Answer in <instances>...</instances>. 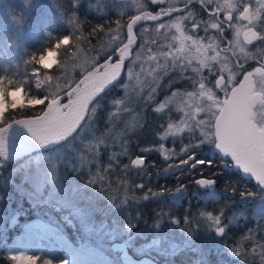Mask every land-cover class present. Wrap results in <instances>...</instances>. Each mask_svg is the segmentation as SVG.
Here are the masks:
<instances>
[{
    "label": "trees",
    "instance_id": "obj_1",
    "mask_svg": "<svg viewBox=\"0 0 264 264\" xmlns=\"http://www.w3.org/2000/svg\"><path fill=\"white\" fill-rule=\"evenodd\" d=\"M56 1L68 18H77V27L55 26L44 15L36 29V17L44 6L41 1L31 0L33 7L29 8L19 0H0V75L24 84L25 107L9 110L4 116L7 123L43 114L47 103L65 94L81 76L71 66L78 55L93 59L87 71L120 59L129 17L112 2L103 10L98 0ZM64 36L69 37L68 43ZM49 48L56 53L50 68L32 60L33 56L38 60L43 51L46 55ZM152 59L133 55L125 61L119 83L106 94H98L99 99L94 97L95 103H89L83 121L70 137L0 160V237L6 239L4 243L0 240V264H14L7 246L32 219L48 220L75 242L80 235L109 255L113 264H123L111 248L114 241L126 243L135 256L147 254L164 264H233V253L249 254L258 263V253L264 251V212L256 211L264 190L236 171L210 140L200 142L196 133L173 136L168 131L167 125L180 119L179 112L170 104L160 105L185 87L174 83V71L163 67L155 71L156 81L152 78L147 85L155 89L154 94L137 100L131 117L133 130L128 131L119 117L126 107L128 89L137 83L128 76L129 68L134 74L142 65L154 69ZM26 95L28 99H24ZM33 97L45 103L32 105L29 100ZM5 125L0 122V127ZM109 132L115 137L99 143L96 136H109ZM67 145L70 154L62 160L60 152ZM162 148L170 152L169 157ZM77 152L92 153L94 160L79 165ZM192 152L195 157L189 164L195 166L183 165L182 160ZM137 155L145 159L143 166L132 165L131 158ZM52 162L64 165L67 178L79 187L80 197L76 199L71 187L62 191L56 171L49 170ZM204 177L215 180L213 189L197 183ZM62 200L79 207V216L70 213ZM15 214L18 223L10 226ZM68 215L75 226L66 220ZM82 217L96 230L84 228ZM217 217L219 226L225 228L221 235L213 229ZM190 228L195 236L188 233ZM105 230L113 237L99 243L98 236ZM205 235L210 242H203ZM186 241L185 247L179 245ZM149 242L153 246L144 253L136 250ZM252 246L256 253L250 251Z\"/></svg>",
    "mask_w": 264,
    "mask_h": 264
},
{
    "label": "snow or ice",
    "instance_id": "obj_2",
    "mask_svg": "<svg viewBox=\"0 0 264 264\" xmlns=\"http://www.w3.org/2000/svg\"><path fill=\"white\" fill-rule=\"evenodd\" d=\"M155 2V0H153ZM191 0H189V3ZM210 2V0H209ZM227 7H232V4L228 3ZM254 13H251L248 7H244L241 16L243 19L248 20L249 23L254 19ZM157 16L150 14H145L143 16H138L133 18L132 23L127 25L128 32V43L124 46L123 51L120 54V61L123 62L125 55L128 53L129 48L134 43L133 38V26L137 21L151 20L156 21ZM183 17H178L177 22L173 25L179 32L181 29V23L179 21L183 20ZM230 20L231 17L229 16ZM161 27H164L161 25ZM196 24L193 23V28H196ZM212 28H218L219 25L213 23ZM239 30H237V38L239 37ZM244 41L247 44H251L253 41H264V35L254 31L252 27H248L243 33ZM181 41L184 39H191V37H184L183 33L179 37ZM67 40L69 42V37L64 36L63 41ZM62 41V42H63ZM64 43V44H67ZM193 45L198 46V51L200 48H206L209 46L200 45L198 41L193 40ZM237 44L239 45V39H237ZM59 43L57 44V47ZM240 52H244V48H240ZM51 54V59H49ZM55 53L51 48L47 50V55L44 51L41 52L39 59L35 56L32 60L36 64H43L46 68H50L52 63H55L53 57ZM211 59L215 61L217 56H212L210 58L205 57L200 60V68L193 69L194 72H200L201 69H210L208 60ZM51 61V62H49ZM173 63H175V57L173 58ZM107 68V65L105 66ZM243 65H241V68ZM121 71V63H116L110 69L106 71L103 75H97L95 73H89L87 77L81 82L82 87L78 85L74 89L73 93L70 95H75V99H69L68 104L61 107L57 99H52L51 102L47 103V111L41 116H36L31 120H16L14 124H19L25 126L31 134L39 140L41 143H47L48 141L55 140H65V138L73 132L80 125L81 121L84 119L85 111L89 107V103L95 101L94 97L99 99L98 94L110 91L112 87H115L119 83L118 77ZM211 74V71H210ZM131 75V70L129 71ZM258 75L261 82L262 89H264V62H262L260 67L255 68L253 71L244 73L243 80H241L236 86H231L233 84L234 76L229 75L227 80L221 75L219 78L215 79L213 88L216 91H221L224 93V99L220 100L216 98V92L211 88L205 90L204 83H200V95L207 96V100L210 104L206 108H198V112H205L208 115L207 121H198L197 126L203 127L207 126V132H203V141H211L221 149L225 154H230L235 163L242 167L245 172L253 174L255 179L264 185V118L257 119V110L264 109V90L257 91L256 81L253 79L254 76ZM106 86H108L106 88ZM24 84L17 81L12 76L0 75V93L3 94L5 108L2 113H0V122L5 123L6 127H0V152L5 148L6 141L4 133L13 125V123H7L4 121V116L9 110H16L17 108L25 107V104L21 101L16 103L13 100L11 93L21 91ZM36 87H40V83L37 81ZM230 89V90H229ZM191 95V94H190ZM24 99H28L27 95ZM32 105H39L45 103V100L33 97L29 100ZM93 111L95 109H92ZM168 131L172 133L173 136L184 131L183 127L176 126L172 124L167 125ZM191 131V129H189ZM184 152L186 149L183 150ZM187 159L182 160V164H188L189 167H194L195 164H189V161L194 160L195 153L192 152L191 155H186ZM135 165L143 164L142 159H136L132 161ZM198 164L208 163L211 161H195ZM200 185L214 184L215 181L212 179L199 180L197 181ZM184 188V187H183ZM182 189V188H179ZM250 194V193H249ZM216 232L222 234L225 228L219 226L220 218H215ZM13 261L17 264H39L40 258L26 256V255H16L12 257ZM42 264H52L50 260H43Z\"/></svg>",
    "mask_w": 264,
    "mask_h": 264
},
{
    "label": "rangeland",
    "instance_id": "obj_3",
    "mask_svg": "<svg viewBox=\"0 0 264 264\" xmlns=\"http://www.w3.org/2000/svg\"><path fill=\"white\" fill-rule=\"evenodd\" d=\"M19 1L24 2L25 3L24 5H28L29 8L33 7V5H31L32 3H30L31 0H19ZM38 1H41V3H43L44 6L41 9V12L36 17V22H35L34 28L36 27V29H37V27H39L40 21L43 20L44 18H46L44 15H46L48 17L47 21L53 23L55 26L65 28L67 26H73L74 25L75 27H77V25H78L77 24V18L76 17L68 18L64 14V11L61 9V7L59 6V4L57 3L56 0H38ZM128 1H129L128 4L130 5V7L136 9L138 0H128ZM98 2L100 4V8L103 10H105L106 7L108 9V4H112V3L114 4V6L117 7V9L121 10V12L124 10L125 0H98ZM124 32L126 35V42H125V44L122 45V48L120 50V54L123 51L124 46L128 43L127 26H126V30ZM113 35L116 36V33H114ZM133 38H134V43L129 48L128 53L125 55V59L123 62H121L120 59L115 61V62L108 60L104 63V66L101 69L98 67V68H95L94 70L87 71V68H89L94 63L92 58H88L85 55H78L75 60L71 61L72 69L74 71L78 70L81 73V76L77 79V81H75L72 85H70V88L68 89V91L65 94H62V95L58 96L57 98H55L58 100L61 107L68 104L69 99H75V95H70V94L73 93L74 89H76V87L78 85H80L81 87L83 86L81 84V82L85 79V77L88 76L89 73H95L97 75H103L106 71H110L111 67L113 65H115L116 63H121V71H122L123 63L125 61L129 60L131 57H133V55H137V57H139V56H146L147 57L148 55L153 54V50H151V49L146 50L145 47L143 49H138V48L136 49V45L138 44V41H136V38L134 35H133ZM66 41L67 40H64V42H66ZM142 50L144 52V55L141 52ZM189 58L194 59V60H198L199 56L197 54H191ZM49 59H51V54H50ZM53 59L56 62V53H55V56L53 57ZM49 62H51V61H49ZM53 64L54 63H52V65ZM106 65H107V68L105 67ZM139 68H140L139 69L140 72L138 74H136V73L134 74V71H131V75H129V71L131 70V68H129V70H128V76L130 78L132 77V82L134 80V82H137V83L136 84L132 83V86L128 89V93H127V97H126V101H125L126 107H125L124 111L120 113L121 116H119L123 122L125 120L124 123H125L126 127L128 128V131H131L135 128V121L133 119H131V117L133 115H135L134 111H135L136 106H137V100L139 99L140 96L144 97V95L147 99H149V97L154 94V90H155L154 88L150 89V85L149 86H147V85L152 82V80H151L152 78L155 79V81H156V76H155L156 69H151V68L149 69L145 65H142V67L140 66ZM17 93L19 94V96L23 100L22 90L21 91L17 90L16 92L11 93L13 100L16 101ZM133 101H135L134 105L132 104ZM3 103H4V101H3ZM166 104H168V105L170 104L171 107L177 109L179 112L180 119L177 122H174L172 124L174 127L180 126V127L184 128V131L179 133V135H185V134L189 135L191 133H193V134L196 133L198 136L201 137V140L204 139V136L202 135V133L207 132V130H208L207 126L198 127L197 122L198 121H207L208 115L205 112H198L197 109L198 108H206L210 104V102L207 100L206 95L205 96L200 95V89L194 88L193 90H188V91H185L183 93H178L176 95L173 94L170 97H168L167 99H164V103H162L160 106H166ZM46 111H47V109H46ZM86 111H85V114H86ZM41 115H43V114H41ZM41 115H38V116H41ZM35 117L36 116L25 117V118H20L17 120H31ZM14 121H16V120H14ZM14 121L10 122V123H13V125L8 129V131L6 133L3 134L5 137L6 145H5L4 150L2 152H0V160H2L3 158L14 156L18 153L29 151V150L36 148V147L41 148V147H45V146H52L56 142H59V141L51 140V141H48L47 143H41L39 140H37L31 134V132L25 126L19 125V124H14ZM3 127H6V125ZM189 129H191V131H189ZM74 131L75 130H73V132ZM115 131L116 130H114V132ZM73 132H71L66 138L70 137L73 134ZM114 132H109V136L111 135L110 137L107 135L109 138H107L106 135H102L101 137L96 136V138L99 141V143H103L106 140L107 141L110 140V138L113 139L115 137ZM60 141H62V140H60ZM68 150H69V148L67 145L64 149H62V152H60L62 160H66L68 158V155L70 154V152ZM162 151H163L165 157H169L170 152H166L163 148H162ZM178 154L179 153H177V154L174 153V155H178ZM95 156L96 155L94 154V157ZM75 158L77 159L76 163H78L79 165L82 163H90L94 160L92 153L79 154V152H77V155ZM133 158L134 157H132L131 160ZM48 167H49V170H51V171L55 170L56 171V178L61 180L60 181V183H61L60 187L62 188V191L68 187H71V189L73 190L72 194H74L76 196V199L78 197H80L81 193L79 192V187L75 183L71 182L70 179L67 178V173H66L67 170H65L64 165H57L56 163L53 164V162H52L50 164V166L48 165ZM263 200L259 201V204H257V211L256 212L259 214L264 212ZM62 201L64 202V204L66 206L70 207V213H72L73 215H75L77 217L79 216V213L81 212L79 207L70 206V204L66 200H62ZM57 208H58V206H57ZM66 220L72 226H75L74 220L69 215L66 216ZM80 221H81L82 226L84 228H86L88 230H96V228H94L92 223L90 221H88L85 217H82L80 219ZM213 221H215V219ZM17 223H18V214H15L10 219V226H14ZM28 223L29 224H39V225H41V229L37 228L36 230L32 231L34 233L33 238L23 236L22 241L18 242V240H16V238L20 235H25L27 233V230L25 229V225ZM220 227H222V226H220ZM222 228H224V227H222ZM213 229L216 232L215 222H214ZM187 231H188V233L191 234V236H193V235L195 236V230H193L192 228L188 229ZM76 237H77V241L75 242L73 239L69 238L65 232H63L60 228H58L56 225L49 222L48 220L32 219V220H29L28 222L23 224L21 231H19L18 233H16L14 235L12 241L8 244L7 249H8V252L10 253V255L12 257L16 256V255H26V256L40 258L39 264H42L43 260H45V259L50 260L52 262V264L61 263L62 260L65 258V245H69V247L75 248L77 250H85V251L90 252V253H92L93 250H97L103 254H106L104 251H102L97 246L93 245L92 243H90L87 240H84L80 235H77ZM98 237H99L98 240L100 241L99 243H101L102 240H104L105 238L106 239L112 238L113 234L111 231L105 230L104 232L100 233V235ZM183 238H185L187 240V238L184 237V235H183ZM0 240L3 243L6 242V239L3 236L0 237ZM27 240H28V242H26ZM203 242H210V240L206 236L205 238H203ZM188 243L189 242L186 241V242H182L181 244L179 243V245H182L183 247H185ZM152 246H153V243L149 242V243L145 244L144 246L136 248V250L140 253H144L146 250H148ZM251 250H252V252H254V251H255V253L257 252L255 250V246H252L250 251ZM258 254H259V256L256 258V260L258 261L257 264H264V251H261ZM93 255H95L96 258H99L98 254L94 253ZM107 256H108L110 261H109V263H104V264H113L112 258L109 255H107ZM231 256H233L234 259H236L235 263H233V264H255L254 263L255 258H253L249 254L233 253V254H231ZM13 263L16 264V261H13ZM75 264H89V263H87L86 261H81V259H80V262H75Z\"/></svg>",
    "mask_w": 264,
    "mask_h": 264
},
{
    "label": "flooded vegetation",
    "instance_id": "obj_4",
    "mask_svg": "<svg viewBox=\"0 0 264 264\" xmlns=\"http://www.w3.org/2000/svg\"><path fill=\"white\" fill-rule=\"evenodd\" d=\"M128 3L129 1L125 0L122 11L127 18L129 17L128 24L132 23L133 18L145 14L158 17L156 21H137L133 26V35L138 41V49L145 47L146 50H153L152 55L141 56L143 60L153 58L154 69L169 68L174 71V78H172L174 83L185 84V87L173 92L174 95L194 88L200 89V83H204L205 90L211 88L216 92V98L223 100L224 93L213 88L215 79L223 75L227 80L229 75H233L234 80L231 86H236L243 80L244 73L253 71L264 62V41L257 40L247 44L243 36L248 27L264 35V0H210V2L209 0H191L190 3L189 0H155V2L138 0L136 9L130 7ZM228 3L232 4V7H227ZM244 7H248L250 12L255 14L251 23L241 16ZM178 17L184 18L179 21L182 25L179 32L173 26ZM193 23L196 24V28H193ZM213 23L218 24L219 27L212 28ZM237 30L240 33L238 38ZM181 32L184 37H191V39L181 41L179 39ZM237 39H239V45ZM193 40L198 41L200 45L210 46L200 48L198 51V46L192 43ZM241 47L244 48L243 53L240 52ZM141 52L144 55L143 50ZM191 54H197L199 59H190ZM212 56H217V59L208 60L210 69L193 71L201 67V59ZM174 57L175 63H173ZM241 65H243L242 68ZM253 79L256 81L257 91L264 90L258 75ZM260 112L261 109H258L257 119L260 118ZM213 147L216 151L214 143ZM219 154L234 167L235 161L230 154Z\"/></svg>",
    "mask_w": 264,
    "mask_h": 264
},
{
    "label": "water",
    "instance_id": "obj_5",
    "mask_svg": "<svg viewBox=\"0 0 264 264\" xmlns=\"http://www.w3.org/2000/svg\"><path fill=\"white\" fill-rule=\"evenodd\" d=\"M216 151L218 153H224L221 149H219L218 147H216ZM136 159H142L143 160V164L141 165H135L132 163L133 166L135 167H140V166H143L145 164V159L142 157V156H135L133 160H136ZM234 169L236 170H239L241 171L242 175L248 179H253L256 183H258V185L260 186L261 189L264 190V185H261L256 179L255 177L253 176V174L249 173V172H245L241 166L237 165L235 163L234 165ZM207 180V179H210V178H200L199 180ZM214 180V179H212ZM215 181V180H214ZM215 183L214 184H209V185H204V186H207L209 188H212L214 187ZM221 235V234H220ZM111 248L113 251L115 252H118L119 253V257L122 261L123 264H164V263H161L159 262L158 260H156L155 258H153L152 256L150 255H147V254H144V255H141V256H135L129 249L128 245L124 242H121V241H114L112 244H111Z\"/></svg>",
    "mask_w": 264,
    "mask_h": 264
},
{
    "label": "bare ground",
    "instance_id": "obj_6",
    "mask_svg": "<svg viewBox=\"0 0 264 264\" xmlns=\"http://www.w3.org/2000/svg\"><path fill=\"white\" fill-rule=\"evenodd\" d=\"M37 228L41 229V225L29 223L26 224L25 229L27 230V233L25 235L18 236L16 240H18V242L22 241L23 236L33 238L34 233L32 231L36 230ZM26 242H28V240ZM94 253L98 254L99 258H96V256L93 255ZM80 259L81 261H86L89 264H104L109 263L110 261L108 256L101 253L100 251L93 250V252L90 253L85 250H77L75 248L69 247V245H65V258L59 264H75V262H80Z\"/></svg>",
    "mask_w": 264,
    "mask_h": 264
},
{
    "label": "clouds",
    "instance_id": "obj_7",
    "mask_svg": "<svg viewBox=\"0 0 264 264\" xmlns=\"http://www.w3.org/2000/svg\"><path fill=\"white\" fill-rule=\"evenodd\" d=\"M3 101H4L3 94L0 93V113H2L4 111V108H5V104L3 103ZM21 101H22V99L19 96V94L17 93V95H16V103H20ZM260 117L264 118V109H261Z\"/></svg>",
    "mask_w": 264,
    "mask_h": 264
}]
</instances>
